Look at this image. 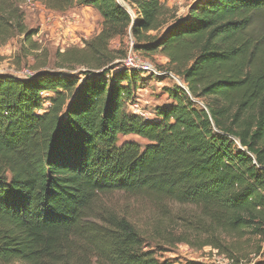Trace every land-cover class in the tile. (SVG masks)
Masks as SVG:
<instances>
[{"label": "trees", "instance_id": "16d2710c", "mask_svg": "<svg viewBox=\"0 0 264 264\" xmlns=\"http://www.w3.org/2000/svg\"><path fill=\"white\" fill-rule=\"evenodd\" d=\"M23 1L0 0V45L34 34ZM38 1L90 7L101 28L57 53L53 69L0 74V264H173L104 203L118 192L164 218L170 203L193 207L177 219L203 236L198 248L231 264L260 256L264 0H196L183 18L160 0H121L129 10L117 0ZM126 34L134 50L162 54L186 86L170 90L152 120L126 109L143 74L121 67L125 53L110 46ZM129 134L148 143H117Z\"/></svg>", "mask_w": 264, "mask_h": 264}, {"label": "rangeland", "instance_id": "374dc122", "mask_svg": "<svg viewBox=\"0 0 264 264\" xmlns=\"http://www.w3.org/2000/svg\"><path fill=\"white\" fill-rule=\"evenodd\" d=\"M117 1L129 10L121 0ZM160 1L171 8L173 16L183 18L186 16L188 7L196 0ZM20 7L27 30H33L34 34L29 40H26L23 35H16L0 45V74L20 77V72L25 69L33 73L37 69H53L57 53L68 48L82 47L84 42L94 37L101 28L99 14L90 7L74 5L64 11H55L47 8L38 0H24ZM31 45L35 49H31ZM110 46L126 54L129 49V35L113 39ZM135 53L160 71L166 70L167 60L162 54L146 53L142 50H135ZM175 78L178 80L179 77L175 75ZM179 82L182 87H186L180 78ZM181 86L167 74L155 77L143 73L136 83L133 104L126 105V109L129 113L132 112L130 106L133 105L143 115L142 118L152 120L155 117L156 107L172 102L168 95L169 91L177 90V87L182 88ZM47 95L46 92L41 93L42 97H47ZM194 101L204 107L201 100ZM128 140L136 141L141 146L148 143L147 140L132 134L119 136L117 143L121 144ZM103 201L135 225L143 237L144 247L153 249L160 261L165 259L173 264H231L226 257L212 253L210 246L198 248L197 244L203 236L197 238L185 231L182 221L178 220L177 216L184 214L187 210L192 211L191 206L175 203L165 205L163 211H166L169 216L164 218L162 212L146 200L124 193H111L104 196ZM183 237L188 243L177 242ZM250 259V263L242 264H264V242L261 255Z\"/></svg>", "mask_w": 264, "mask_h": 264}, {"label": "built area", "instance_id": "2783aa9c", "mask_svg": "<svg viewBox=\"0 0 264 264\" xmlns=\"http://www.w3.org/2000/svg\"><path fill=\"white\" fill-rule=\"evenodd\" d=\"M128 35H129V49L126 52L123 59H121V61H120L121 67H123L129 71H138L141 73L151 74V75H154L155 77H160V76L167 74L172 79H174V81L177 84L180 83V82L178 83L179 79L178 80L175 79V75H173L172 73H166V72L160 71L159 69L155 68L149 61L143 60L140 57H138V55L135 53V50H134V43L135 42L133 41L132 36L130 34H128ZM33 74H34L33 71H31L29 69H25V70H22L20 72V75H21L20 77L28 78V77H31ZM181 85L182 84L180 83V86ZM182 88H184V87H182ZM185 88H184V90H185ZM46 94H48V93L46 92ZM189 97L192 98L190 94H189ZM130 104H133V103H130ZM130 107H131L132 112L134 114H136L140 117L143 116L142 114H140L138 109L134 108L133 105H131ZM212 253L218 255L216 250H212ZM220 256H223V255H220Z\"/></svg>", "mask_w": 264, "mask_h": 264}, {"label": "bare ground", "instance_id": "6f19581e", "mask_svg": "<svg viewBox=\"0 0 264 264\" xmlns=\"http://www.w3.org/2000/svg\"><path fill=\"white\" fill-rule=\"evenodd\" d=\"M176 79V78H175ZM179 79V78H178ZM178 83H179V81H178ZM180 84V83H179Z\"/></svg>", "mask_w": 264, "mask_h": 264}, {"label": "water", "instance_id": "95a60500", "mask_svg": "<svg viewBox=\"0 0 264 264\" xmlns=\"http://www.w3.org/2000/svg\"><path fill=\"white\" fill-rule=\"evenodd\" d=\"M125 5V4H124ZM127 7V5H125Z\"/></svg>", "mask_w": 264, "mask_h": 264}]
</instances>
